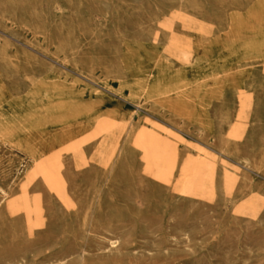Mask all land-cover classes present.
<instances>
[{"label":"rangeland","instance_id":"1","mask_svg":"<svg viewBox=\"0 0 264 264\" xmlns=\"http://www.w3.org/2000/svg\"><path fill=\"white\" fill-rule=\"evenodd\" d=\"M0 188V264H264V0H0Z\"/></svg>","mask_w":264,"mask_h":264},{"label":"bare ground","instance_id":"2","mask_svg":"<svg viewBox=\"0 0 264 264\" xmlns=\"http://www.w3.org/2000/svg\"><path fill=\"white\" fill-rule=\"evenodd\" d=\"M177 49L180 53V55L185 59V58H189L192 54V50L183 46L182 44L177 46ZM189 79V78H188ZM76 125H66L63 126L57 130H54L52 132H48L46 134H40V133H36V134H32L29 135V140L35 144L36 146H38L43 152V146L47 145L50 149L54 148L55 146L62 144L66 141L71 140L73 137L68 135L66 132L62 131L63 128L67 129L68 131H71V129L73 127H75ZM3 140V139H2ZM41 165V164H40ZM39 166H34L33 164L30 166H27L26 169L24 170L23 174L27 173L30 169H38ZM42 177L47 180V181H55L56 180V173L55 171L52 169L49 172H46L42 175ZM29 183V182H28ZM26 183L22 188H25L27 186ZM0 191H2V189L0 188Z\"/></svg>","mask_w":264,"mask_h":264}]
</instances>
